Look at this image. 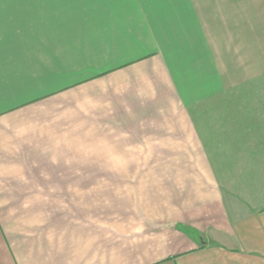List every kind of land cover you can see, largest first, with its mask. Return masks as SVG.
<instances>
[{
    "label": "crops",
    "instance_id": "crops-1",
    "mask_svg": "<svg viewBox=\"0 0 264 264\" xmlns=\"http://www.w3.org/2000/svg\"><path fill=\"white\" fill-rule=\"evenodd\" d=\"M262 75L264 0H0V264H264V178L237 213L166 151Z\"/></svg>",
    "mask_w": 264,
    "mask_h": 264
},
{
    "label": "rangeland",
    "instance_id": "rangeland-1",
    "mask_svg": "<svg viewBox=\"0 0 264 264\" xmlns=\"http://www.w3.org/2000/svg\"><path fill=\"white\" fill-rule=\"evenodd\" d=\"M190 110L203 147L196 138L192 125H176L178 129L172 130V137L166 140V151L194 154L196 161L188 165L192 168L195 165L197 170L202 169L198 159L204 161V155H207L216 185L220 188L227 207L230 202L237 213L238 209L243 211L253 197H259L260 179L264 178V171L259 172L260 165H264V75L237 85L228 93L225 91L199 102ZM260 125L261 130H257ZM188 132L194 134L193 140L188 137ZM141 140L148 143L145 147L140 146V149L145 148V152H159L163 147L160 137L151 138L150 141L144 138ZM256 142L261 145L254 149ZM253 154L258 155L252 157ZM261 155L262 159L259 158ZM205 166L204 162L203 184L208 185L207 181L210 179L207 175L210 171ZM245 171L249 175H244ZM244 202L246 205L243 207Z\"/></svg>",
    "mask_w": 264,
    "mask_h": 264
},
{
    "label": "trees",
    "instance_id": "trees-1",
    "mask_svg": "<svg viewBox=\"0 0 264 264\" xmlns=\"http://www.w3.org/2000/svg\"><path fill=\"white\" fill-rule=\"evenodd\" d=\"M231 90H232V89L228 90L227 93H228L229 91H231ZM233 90H234V88H233ZM238 114H239V113H238ZM240 121L242 122L243 120L240 119ZM240 121H239V122H240ZM237 123H238V122H237ZM238 124H240V123H238Z\"/></svg>",
    "mask_w": 264,
    "mask_h": 264
}]
</instances>
